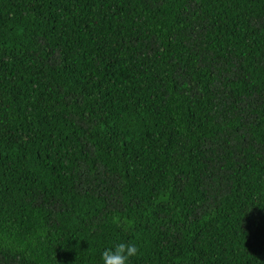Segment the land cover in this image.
<instances>
[{"label": "trees", "instance_id": "trees-1", "mask_svg": "<svg viewBox=\"0 0 264 264\" xmlns=\"http://www.w3.org/2000/svg\"><path fill=\"white\" fill-rule=\"evenodd\" d=\"M264 264V0H0V264Z\"/></svg>", "mask_w": 264, "mask_h": 264}, {"label": "clouds", "instance_id": "clouds-1", "mask_svg": "<svg viewBox=\"0 0 264 264\" xmlns=\"http://www.w3.org/2000/svg\"><path fill=\"white\" fill-rule=\"evenodd\" d=\"M140 255V248L133 242H120L105 249L101 254L102 264H131L134 257Z\"/></svg>", "mask_w": 264, "mask_h": 264}]
</instances>
